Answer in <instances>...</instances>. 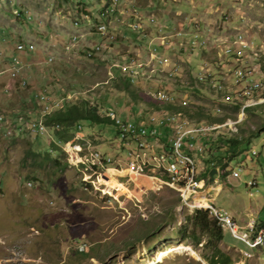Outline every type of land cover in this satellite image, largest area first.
<instances>
[{
    "label": "rangeland",
    "instance_id": "374dc122",
    "mask_svg": "<svg viewBox=\"0 0 264 264\" xmlns=\"http://www.w3.org/2000/svg\"><path fill=\"white\" fill-rule=\"evenodd\" d=\"M107 1L110 9L113 7L110 13L114 9L109 16L102 11L106 0H0V104L10 106L15 114L42 119V102L37 104L39 112L32 104L35 94L46 88L50 104L58 101L60 108L65 102L87 100L101 115L114 112L127 126L148 128L153 116L160 119L173 114L177 120L185 119L179 112L132 102L114 85L119 75L131 77L132 86L152 98L168 94L174 98L172 104L200 106L216 116L236 115L237 120L243 117L236 127L212 134L250 137L249 150L228 163V168L241 166L242 170L238 177L230 172L225 183L217 175L211 181L210 175L197 181L196 173L204 163L200 156L190 155L197 186H213L207 196L219 194L211 201L214 204L186 205L184 180L175 183L138 173V166L150 168L151 161L162 176L168 174L160 161L163 153L155 152L167 147L164 153L168 154L172 149L169 144L157 136L122 142L114 123L100 122L86 127L80 139L89 171L72 159L70 145L63 144L68 166L56 174L49 167L35 174L37 180H31V168L21 164V159L26 140L32 142L37 135L30 125H23L27 132L13 138L9 125L6 137L0 134V264H207L203 258L210 252L204 246L206 239L195 245L178 233L194 210L192 204L206 210L209 205L223 207L241 226L250 219V227L264 220V104L246 114L241 106L239 112H233L226 105L241 104L248 79L262 83L255 98H264V0ZM100 11L105 12L104 18ZM101 24L108 26L104 35L98 34ZM137 24L141 28H135ZM188 24L198 26L207 40L201 36L192 44L187 37L192 33L185 37L174 33ZM239 35L249 44L246 50L240 49ZM20 42L33 46V51L18 53L15 48ZM96 47L93 58L85 56L86 49ZM14 55L22 62L16 77L24 76L21 84L24 80L29 84L23 82L26 88L20 89L26 95L24 110L19 108L21 95L14 89L19 78H10ZM158 56L165 60L162 66L154 60ZM241 69L249 73L237 82L235 72ZM171 70L174 76L168 75ZM206 75H211L210 85L193 80L203 77L206 82ZM5 86L10 87L7 93ZM42 134L43 141H52L51 131ZM123 150L136 163L129 170L124 167L128 159H114L123 158ZM94 152L113 157L114 166L93 158ZM250 180L252 188L248 190L246 182ZM138 184L143 188L135 193ZM205 197L204 189H197L196 199ZM224 234L218 246L231 256L233 264H264V248L249 249L231 232ZM72 247L89 256H76Z\"/></svg>",
    "mask_w": 264,
    "mask_h": 264
},
{
    "label": "trees",
    "instance_id": "16d2710c",
    "mask_svg": "<svg viewBox=\"0 0 264 264\" xmlns=\"http://www.w3.org/2000/svg\"><path fill=\"white\" fill-rule=\"evenodd\" d=\"M109 5H110L109 1L106 0V3L103 7L104 10L102 9V11H105ZM102 11L99 12V15L100 17L104 18V14ZM89 58H93V57L90 56ZM262 69H264V66L262 67ZM116 70L117 72H120L118 69ZM210 78L211 76H208V80H206V82H202L198 77L194 78L193 80L196 81L198 84L206 83L210 85V81H209ZM131 81H132L131 77L119 75L118 80L114 81V85L119 91H122L126 95H129L132 99L131 101L134 103L140 101L146 103L148 106L154 107L155 109L161 108L170 113L179 112L180 114L184 115L183 118L187 120L190 119L189 120L190 122L197 124L207 123L210 125L211 124L221 125L224 124L228 119L237 120L236 115L229 116L226 114H222L216 116L214 112L213 113L205 112V110L200 106H193V105L181 104V103L172 104L171 102H160L158 101L157 98L156 100L155 98H152L148 94L136 90L132 86ZM21 88L22 87L19 85V83H16L14 86L15 91L16 92L18 91L17 93L21 95L18 96L19 108L21 110H24L23 105L24 103H26V97H25L26 95L24 94V91H20ZM3 94L5 93L3 92ZM263 104L264 103L247 107L245 109V114L249 110H255ZM32 105L34 108L36 107V111L39 110L38 105L35 102L34 98ZM226 105H228V107L231 106L233 112H239L242 102L240 105L238 101H234V104H226ZM10 111H11L10 106H6V108H4L2 104H0V114L5 115V118H8L11 121H15L20 116L24 118H30V115L26 113L22 112L19 114H15V112H10ZM42 118L44 124L48 128V131L52 132L53 139L49 143H46L45 141H43L44 137H40L42 135H37L36 137H34L35 139L32 142L31 140H26L25 142L26 147L23 152L21 164L25 166L28 165L31 168L30 171L31 177H28V179L31 180H37L35 174L37 173L41 174L42 172H45L49 167L53 168V174H56L57 171L62 172L68 166L66 153L59 145L71 141L75 137L74 135L76 134V130L78 126H80L84 130L86 127L88 126L91 127L100 122H112L116 124L117 126L116 128L118 131L117 133H119V127L117 122L115 121V118L110 117L107 114L101 115L99 113L98 107L89 104L87 100H81L79 102H73V103L65 102L63 106H61L60 108H55L54 111L50 112L47 115L45 114ZM85 120L89 122L88 125L81 124ZM236 125L234 126L236 127ZM169 129L170 127H168V131H170ZM2 131H1V135H2ZM24 133L26 132L21 130L17 131L15 129L13 130V133L10 136L14 138L15 136L23 135ZM213 133L215 132L212 131V132L187 136L186 138L199 137L198 140L201 143V145H203V150L201 152H198L196 150L194 151L182 150V151L183 153L188 154L189 156L190 155L200 156L201 159L203 160L204 164L201 170L199 171V174L196 176L197 181H199V178L206 177L207 175H210L209 181H211L213 177L217 175L225 183V179L227 175H229L230 172L233 171V169L228 168V163L235 161L237 156L249 150L248 148L250 145V137L246 139L235 135L225 136L220 133H218L217 135H212ZM157 137L160 138L161 141H163L162 137L160 136ZM57 141H62V142H59L58 145L56 143ZM167 149L168 148L166 147L164 150L162 151L157 150V152L155 153L156 155L161 154L167 152ZM252 155H257V153ZM109 156L110 155H108V157ZM63 157L65 159L61 161V158ZM141 169H142V174L139 172L138 173L142 177L144 176L145 178L148 177L146 174L148 175L156 174V176L161 177L163 180H165V176L164 175L162 176L161 172L156 170L154 167H153L154 174H150V168L146 167ZM48 179L51 180V177ZM253 230L254 232L259 230H264V220H260L259 223L256 222V226H254ZM224 231L225 230L220 226L218 221L210 215L208 210L197 208L194 209L191 214L186 216L185 223L180 227L178 233L182 240L188 239L191 241V243L195 245H198L202 239L204 238L206 239L204 246L210 249V252L207 255L203 256V258L205 259L207 264H233L231 256L228 253L222 251L218 246L219 242L224 239L225 236ZM71 252L76 256H81V257L89 256L88 252H86L83 249L79 250L78 247H72Z\"/></svg>",
    "mask_w": 264,
    "mask_h": 264
},
{
    "label": "bare ground",
    "instance_id": "6f19581e",
    "mask_svg": "<svg viewBox=\"0 0 264 264\" xmlns=\"http://www.w3.org/2000/svg\"><path fill=\"white\" fill-rule=\"evenodd\" d=\"M110 10H109V12H110ZM192 27H194V25ZM196 27H198V26H196ZM106 29H107V26L105 24H101V25L98 26V31L99 32H104V31H106ZM176 35L178 37H185V33H177ZM110 37L112 38L111 35H110ZM187 37H188V39H190L192 41L191 42L192 44H195L196 41L201 36H200L199 33H192L191 36L188 35ZM191 37L193 39H191ZM163 42H164V44H168V41L167 40H163ZM198 43L203 44V41L202 42L200 41ZM19 44L20 43H18L17 46H16V51L18 53L25 52L24 45H25V47H32L33 48V46H31L30 44H27V43H23L24 45H22V44L19 45ZM159 45H162V44H159ZM159 47H158V49H159ZM155 48L154 49L157 50V47L156 46H155ZM240 49H241V51L246 50V45L243 42L240 45ZM97 50H98V47H96V49H91L90 48L89 50L86 51L87 56H93L94 52L97 51ZM151 55H153V54H151ZM154 60H157V62H158V64L160 66H162L165 63V60H164V58L162 56L155 57ZM10 61L12 62V58H11ZM135 63H137V62H135ZM131 64H132V62H131ZM138 65H139V67L142 66L141 64H138ZM173 70H175L174 72H176V70H178V66H175ZM174 72L173 71L172 72H169L168 75L169 76H174ZM240 73H242V69L241 70H237L235 72L236 78H237V82H240L241 80L246 79V76H243L242 78H240ZM208 76H211V75H208ZM206 77H207V75H206ZM15 78L18 79L19 77L18 76L17 77H13L12 80H14ZM22 78L26 79L24 76H21L19 78V81H18L19 85H21ZM199 79L202 81L203 77L202 78L200 77ZM207 79H208V77H207ZM250 81H254V80L253 79L252 80H249L248 79L247 80V83H246V86L244 87L243 91L241 92L242 93L241 95L244 97V100L242 101L243 103L241 105V112H242V114L245 113V109L247 107L255 106V105H258L260 103L262 104L264 102V98H262L261 100L260 99L258 100L257 98H255V95L261 90L260 88L262 87V83L259 80H256V81H259V83H255L253 86H251V87H249V89H247V87L250 84ZM23 82H26V85L29 86L27 80H24ZM23 82H22V84H23ZM212 83H215V82H212ZM22 88H26L25 85ZM44 89H46V88H44ZM167 95H165V94H157L155 97L159 101H162V102H171L172 103V100ZM39 101H41L42 104H43V108L40 109L41 110V113H42V116H44L45 114L47 115L50 112L54 111L55 108H59L58 107L59 106V102L58 101H54L52 104H50V102H49L50 101V95L48 94V92L42 93V98H39V99L36 100L37 104L39 103ZM45 108H50V109L48 111H44ZM106 114L108 116H110V117L115 118V121L117 122L118 127H119V133L118 134H119L120 139L122 141H127L130 138H136V137H144V138H147L148 137L149 138V137L155 136V135H150V134H125L124 135L123 131H130L132 129V127L134 125H136V124H132L130 126H127L119 118H117V115L114 112H109V113L106 112ZM3 117H4V123L3 124H0V131L3 130L5 132V134H6L7 129H11L9 127L10 120L8 118H5V115L0 114V122L3 121V119H2ZM181 118H183V117H181ZM242 118L243 117H241L237 121L234 120L233 122L232 121H227V122H225L224 124H221V125H218V124H214V125L211 124L210 125V124H207V123H200V124L192 123V122L187 121L186 119L177 120L175 118V116L173 114H171L170 116L161 117L160 119L159 118H155L154 116L151 117L150 120H149V124L147 125V127L149 128V127H152V126L168 125V127H170L172 131H179V132H181V136L183 138H186L187 136H190V135H195V134H200V133H207V132L217 131V130H220V129L224 128V127H230V126H234L236 124H240L241 121H242ZM38 121L43 122V118L42 119H39ZM168 121H174V122H168ZM3 127H4V129H3ZM136 127H137V130H144V128H146V127H143V126L138 127L137 125H136ZM12 130H15V129L12 128ZM31 130L33 131V128L32 127H31ZM41 130L43 132H40V133H46L47 130H48V128H47L46 125H39L38 126V132L41 131ZM22 131H25L24 128H22ZM25 132H27V131H25ZM5 134H3V135L6 136ZM74 136L75 137L70 142L68 141L69 143H65V144H69L70 145L69 153L72 156V159H74L78 165H82L83 169H85L86 172H87V171H89V169H88V165L89 164H87L86 162H88L89 159L87 158V154L84 153V147H83V144H81L82 142L80 140L82 138V136H84V134L83 133H77L76 132V134ZM59 142H62V141H58L56 143L59 145ZM59 146L62 148L63 144H60ZM63 151H64V149H63ZM91 156L93 158H95V159H99V158L100 159H103L107 163L108 162H111L113 160L112 159L113 157H111V156H109V157L108 156H105L104 157L102 154H100V152H94V153L91 154ZM69 161H70V159H69ZM71 161H73V160H71ZM160 161L166 167V171L168 172V174H170V165L169 164H171L172 166H178L181 169H183V172L184 171L187 172L185 174V177L184 178L182 177V174H178L176 177H171V180L173 182H175V183H179L182 180L185 181V184H184V192H183L184 195L183 196H184V198H188V196H187L188 195V189H186V188H191L192 187V184H194L196 186L198 185L197 184V181L195 180L196 166H195L194 161L191 158V156H189L188 154L183 153L182 150H179V146H172L171 152H169L168 154L167 153H163L160 156ZM146 175L148 177L151 176V175H148V174H146ZM142 188L143 187L138 184L136 186V188H135V193H139L142 190ZM185 203H186V205H189V203L187 201H185ZM191 208H194V209L195 208H198V205L192 204V207ZM207 210L209 211L210 215L213 218H215L218 221V223L220 224V226L223 228V224H222V221H221V217L219 216V214H220V208L219 207H216V206H213V205H209L207 207ZM253 227H254V225H253ZM253 227H250L249 228V235H250L251 238H259L261 236H264V230H259V231H255L254 232ZM231 233H232V235L236 239H238V240H240V241H242V242H244L246 244V240L244 239V237L241 236V234L236 233V232H231ZM259 248H264V238L262 239V241H257L256 242V249H259ZM244 253L246 255H249L250 256L249 253H247V252H244Z\"/></svg>",
    "mask_w": 264,
    "mask_h": 264
},
{
    "label": "built area",
    "instance_id": "2783aa9c",
    "mask_svg": "<svg viewBox=\"0 0 264 264\" xmlns=\"http://www.w3.org/2000/svg\"><path fill=\"white\" fill-rule=\"evenodd\" d=\"M112 12H114V9L112 10ZM107 28H108V26H107ZM135 28H141V25L137 24V25H135ZM160 31H163L162 28H160ZM104 33H105V31L99 32L100 35H104ZM174 33H176V34L177 33H199L200 36L204 37V34L199 30L198 27H191L188 25L186 26V28H185V26L182 27L181 30H175ZM204 38L207 40L206 37H204ZM238 38H239V42H243L244 44H246V46L249 47V44L246 43V41L242 40L241 35H239ZM31 51H33L32 48L25 47V52H31ZM48 60L51 61L52 59L49 58ZM156 63H158V62H156ZM18 66H22L21 59L17 55H14L12 57V62H11V66H10L11 67V70H10L11 80L13 77H16V71L20 70V68ZM123 69H126V66L123 67ZM1 73L2 72L0 71V75H1ZM247 73H249V70L242 69V73H240V78H242L243 76H247ZM255 83H259V81H256V79H254V81H250V84L247 87V89H249V87L253 86ZM22 85L23 84H21L20 86H22ZM9 89H10V87H8V86H5V88H4L5 92H8ZM46 92H47V89H43L38 94L36 93L35 94V100L42 98V93H46ZM170 99L174 100L173 97H170ZM220 102H225V101H220ZM232 104H234V102H232ZM49 109L50 108H45L44 111H48ZM168 122H174V121H168ZM10 124H11V128H15L16 130H21V131H22L23 125H30L33 128V131L35 132L36 135L45 136L42 133H38V126L39 125H45L43 122L38 121V119L24 118V117L20 116L15 121L10 120ZM115 129H116V125H115ZM76 132L77 133H84L83 129L80 126L77 127ZM123 133H124V135L125 134H150V135L160 136V137H162L163 142L169 144L171 147L172 146H179V150H196L198 152H201L203 150V145H201V143L198 140L199 137L183 138L181 136V132H179V131H168V125L152 126L149 128H144V130H137L136 125H134L130 131H123ZM0 134H1V131H0ZM3 134H5V132H2V135ZM139 150L141 152V148H139ZM123 153H124L123 158L114 157V159H128V166H124V167L127 170H129V166L136 165V163H135V161L130 159L127 152L123 151ZM253 153H255L254 150H253ZM105 155H106V153H105ZM169 165H170V174H165V180H170L171 177H176L178 174H183V169H181L180 167L172 166L171 164H169ZM108 166H114V162H108ZM241 170H242V167L237 166V169L231 171V174L235 177H238V172H240ZM138 172L142 174L141 166H138ZM150 174H154L153 173V167L151 165V161H150ZM154 175L156 176V174H154ZM246 186L249 187L248 190L252 188L251 187V180L249 182H246ZM181 187H183V186H181ZM204 188H205V186H196L194 184H192L191 188H186V189H188V200H187V202H195V203L209 202L207 199H196L197 189H204ZM219 216L221 217V221H222L223 228L225 229V231H227L228 233L229 232H236V233L241 234V236L244 237V239L246 240V247H248L249 249H256V242L262 241V239L264 238V236H261L259 238H251L250 237L249 228H250L251 219L244 226L243 225L241 226L240 224L237 223V221L230 214V212L223 207H220Z\"/></svg>",
    "mask_w": 264,
    "mask_h": 264
},
{
    "label": "crops",
    "instance_id": "0c3cea01",
    "mask_svg": "<svg viewBox=\"0 0 264 264\" xmlns=\"http://www.w3.org/2000/svg\"><path fill=\"white\" fill-rule=\"evenodd\" d=\"M192 24H188V26H191ZM160 47H161V45H160ZM196 176H197V173H196ZM245 183V182H244ZM214 187L212 186L211 188L209 187V185H206V187L204 188V194H205V199H207L208 201H209V203L211 202V201H213V200H215L216 199V196L219 194V192H214L213 193V196L212 197H210V196H207V194H209V190L210 189H213ZM215 188H216V186H215ZM211 203H213L214 204V202H211ZM242 213V212H241ZM245 213H242V215H244ZM251 227H253V226H251Z\"/></svg>",
    "mask_w": 264,
    "mask_h": 264
},
{
    "label": "clouds",
    "instance_id": "9594fccd",
    "mask_svg": "<svg viewBox=\"0 0 264 264\" xmlns=\"http://www.w3.org/2000/svg\"><path fill=\"white\" fill-rule=\"evenodd\" d=\"M113 1H114V0H113ZM116 1H117V0H116ZM116 1H114V2H116ZM110 6H111V4H110V5L108 6V8L105 10V12H107L108 16L111 15V14L113 13V12H111V13L109 12ZM105 12H104V16H105ZM99 16H100V15H99ZM98 34H99V33H98ZM20 43H24V42H20ZM16 46H17V45H16ZM15 49H16V48H15ZM89 49H90V48L86 49V50H85V53H86V51L89 50ZM31 52H32V51H31ZM25 53H27V52H25ZM86 56H87V53H86ZM12 57H13V56H12ZM87 57H90V56H87ZM92 57H93V56H92ZM10 60H11V59H10Z\"/></svg>",
    "mask_w": 264,
    "mask_h": 264
}]
</instances>
